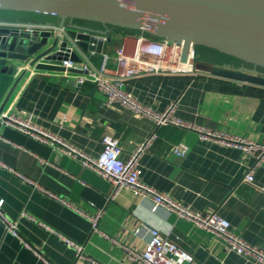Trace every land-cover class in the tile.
I'll use <instances>...</instances> for the list:
<instances>
[{"label": "crops", "instance_id": "1", "mask_svg": "<svg viewBox=\"0 0 264 264\" xmlns=\"http://www.w3.org/2000/svg\"><path fill=\"white\" fill-rule=\"evenodd\" d=\"M135 35L110 28L104 52L114 55L122 44L132 46ZM91 57L101 64L102 53ZM197 65V75L143 76L128 81L127 88L159 111L174 103L181 119L263 141L264 85L214 73V67L224 64L197 60ZM76 73L67 77L64 71L0 57L1 113L31 116L42 128L94 156L102 153L106 135L121 141L124 160L155 135L139 156L143 181L194 209L217 212L230 221L234 232L264 247V163L249 183L244 178L253 159L238 148L202 140L179 125H156L120 102L106 106V94L95 83L75 84ZM180 141L190 147L185 156L173 152ZM0 162V264H142L129 259L121 244L142 250L150 228H159L190 251L192 264H256L227 252L219 236L195 222L164 207L153 209L149 196L122 189L111 199L110 181L58 145L1 120ZM61 199L87 213L105 209L100 221L104 234L93 231L91 221ZM65 239L83 245L86 259L77 260L75 248Z\"/></svg>", "mask_w": 264, "mask_h": 264}, {"label": "built area", "instance_id": "2", "mask_svg": "<svg viewBox=\"0 0 264 264\" xmlns=\"http://www.w3.org/2000/svg\"><path fill=\"white\" fill-rule=\"evenodd\" d=\"M28 27L53 30L62 37H69L68 29L65 26L61 27L59 22L41 21L28 24ZM95 36L102 38L105 42L108 40L107 35L95 34ZM68 49L70 51L76 49L82 61L76 62L67 59L59 63L66 68L64 75L67 77L72 75V72L67 70L68 68H77L81 71L74 75L76 85L92 81L99 90L106 94V100L104 101L106 106H111L114 102H120L136 114L153 119L156 125H179L197 132L202 140L238 148L246 156L253 159V163L244 179L249 183L254 181L256 169L264 163V140H251L229 131L211 129L202 124L181 119L175 114L176 104L174 103L169 105L166 110L159 111L142 103L127 88L128 81L143 76L197 75L201 73V69L197 65L196 47L191 46L186 58L183 59L184 42L161 38L154 39L142 32L135 35L132 46L124 43L114 55L102 52L103 57L100 65H96L91 57V55L96 54V51L91 50L90 53H88L89 51H84L77 45L76 40H72V44L68 46ZM0 120L44 143L58 145L62 152L72 156L83 166L110 181L113 187L110 195L111 199L116 197L122 189H131L140 195L149 196L153 202V209L164 207L169 211L175 212L179 216L189 219L219 236L224 241L227 252H236L251 259L256 264H264V247L254 245L242 235L234 232L228 219L215 211L203 212L194 209L190 205L175 200L167 193L159 191L143 181L139 166V156L151 145L155 135L142 143L137 151L124 160L121 156L123 152L121 141L111 135H106L103 138V151L100 155L94 156L42 128L33 122L31 116L22 117L15 113H1ZM189 149L190 147L186 142L180 141L174 145L173 152L178 156H185ZM40 160L42 163L47 162L44 158ZM20 176L33 183L31 179L26 178L24 175L20 174ZM61 201L84 214L91 221L93 231L103 233L100 229V221L105 214V209L101 208L94 213H87L76 208L69 201L64 199H61ZM15 228V225L10 223V229L15 232ZM140 231V228L135 229L137 233ZM65 240L75 248L77 260L86 259L83 245L74 243L70 239ZM112 240L118 243L117 239ZM121 246L129 259L142 264H192L195 260L194 255L190 251L159 228H150V238L142 250L124 244H121ZM92 264L100 263L92 261Z\"/></svg>", "mask_w": 264, "mask_h": 264}, {"label": "water", "instance_id": "3", "mask_svg": "<svg viewBox=\"0 0 264 264\" xmlns=\"http://www.w3.org/2000/svg\"><path fill=\"white\" fill-rule=\"evenodd\" d=\"M0 10L55 15L68 29L69 37H62L53 30L28 27L36 21L19 20L15 25L0 19V57L28 61L37 69L65 71L59 62H81L77 50L68 49L72 40L86 52H104L105 41L95 34L107 35L113 26L182 41L183 59L191 46L216 49L253 66L225 63L214 67V73L264 85V71L258 68H264V0H0ZM74 20L101 23L104 29Z\"/></svg>", "mask_w": 264, "mask_h": 264}, {"label": "trees", "instance_id": "4", "mask_svg": "<svg viewBox=\"0 0 264 264\" xmlns=\"http://www.w3.org/2000/svg\"><path fill=\"white\" fill-rule=\"evenodd\" d=\"M0 18L1 19H12V20H28V21H36V22H45V21H51V22H59L58 16L55 15H47V14H41V13H34V12H26V11H11V10H0ZM76 22L80 25L89 26L92 28H100L103 29L104 26L101 23L93 22V21H84V20H76ZM111 30H119L123 31L125 33H131V34H140L141 31L136 30H129L124 29L120 27H113L110 26ZM146 34V33H145ZM147 36L159 39L158 37L152 36L150 34H146ZM197 60L200 63L204 64H214V65H222L225 63L233 64L236 66L245 65L252 67L253 65L248 64L244 62L243 60H240L236 57H233L231 55H228L226 53H222L216 49H212L205 46H197ZM260 70L264 71V68L258 67ZM87 82V81H86ZM91 82V81H90ZM93 83V82H92Z\"/></svg>", "mask_w": 264, "mask_h": 264}, {"label": "flooded vegetation", "instance_id": "5", "mask_svg": "<svg viewBox=\"0 0 264 264\" xmlns=\"http://www.w3.org/2000/svg\"><path fill=\"white\" fill-rule=\"evenodd\" d=\"M74 22H76V20H74Z\"/></svg>", "mask_w": 264, "mask_h": 264}]
</instances>
